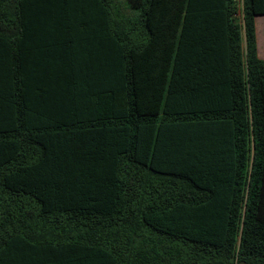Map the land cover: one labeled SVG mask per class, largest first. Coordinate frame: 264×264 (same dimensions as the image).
Here are the masks:
<instances>
[{
    "label": "trees",
    "instance_id": "1",
    "mask_svg": "<svg viewBox=\"0 0 264 264\" xmlns=\"http://www.w3.org/2000/svg\"><path fill=\"white\" fill-rule=\"evenodd\" d=\"M124 1L0 0V264H264V0Z\"/></svg>",
    "mask_w": 264,
    "mask_h": 264
},
{
    "label": "rangeland",
    "instance_id": "2",
    "mask_svg": "<svg viewBox=\"0 0 264 264\" xmlns=\"http://www.w3.org/2000/svg\"><path fill=\"white\" fill-rule=\"evenodd\" d=\"M118 3L125 7V1L124 0H117ZM235 1V6L237 7V10L239 11V13H237V17L240 18V11L242 9V6H243V0H234ZM257 38L259 40V46H258V53H259V56L261 54V58L264 59V24H263V18L259 17L257 19Z\"/></svg>",
    "mask_w": 264,
    "mask_h": 264
},
{
    "label": "crops",
    "instance_id": "3",
    "mask_svg": "<svg viewBox=\"0 0 264 264\" xmlns=\"http://www.w3.org/2000/svg\"><path fill=\"white\" fill-rule=\"evenodd\" d=\"M126 6V5H125ZM263 18V24H264V16L263 15H257L256 17H255V29H256V42H257V54H258V57L260 58V59H262L261 58V54H260V56H259V53H258V46H259V40H258V38H257V19L258 18ZM238 23H240L241 25H243V15H242V13H241V19L240 20H238ZM243 46H244V48L246 47V40H245V34L243 33ZM264 55V54H263ZM262 60H264V59H262ZM190 163V162H189Z\"/></svg>",
    "mask_w": 264,
    "mask_h": 264
}]
</instances>
